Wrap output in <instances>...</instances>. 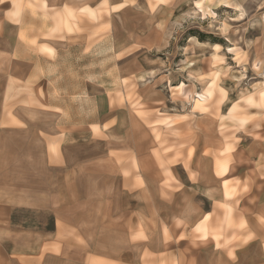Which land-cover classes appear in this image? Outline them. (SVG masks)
<instances>
[{"label": "crops", "instance_id": "0c3cea01", "mask_svg": "<svg viewBox=\"0 0 264 264\" xmlns=\"http://www.w3.org/2000/svg\"><path fill=\"white\" fill-rule=\"evenodd\" d=\"M184 3L0 0V264H264V109L221 126L184 82L157 107Z\"/></svg>", "mask_w": 264, "mask_h": 264}, {"label": "rangeland", "instance_id": "374dc122", "mask_svg": "<svg viewBox=\"0 0 264 264\" xmlns=\"http://www.w3.org/2000/svg\"><path fill=\"white\" fill-rule=\"evenodd\" d=\"M125 1L143 10L146 3L155 9L168 0ZM184 1L178 13H167L170 21L162 28L166 30L164 41L159 45L157 40L158 48L148 52V57L161 61L166 73L178 72L169 87L171 100L157 107L168 110L181 105L183 112L190 110L189 103L174 88L184 82L194 92L210 89L203 110L215 113L221 126H240L250 113L264 109L260 96L264 90V24L258 17L242 20L248 10L253 14L256 6H249L247 12L245 9L240 19L222 6L224 0H198L195 9L191 2ZM212 43L221 47L216 46V51ZM255 63L259 72L253 69ZM249 97L253 101L249 102Z\"/></svg>", "mask_w": 264, "mask_h": 264}, {"label": "bare ground", "instance_id": "6f19581e", "mask_svg": "<svg viewBox=\"0 0 264 264\" xmlns=\"http://www.w3.org/2000/svg\"><path fill=\"white\" fill-rule=\"evenodd\" d=\"M225 5H227V4H225ZM233 7H236V8H237L238 5H234ZM238 10H239V8H238ZM203 13H204V12H203ZM253 67H254V69H255L257 72H259V66H258L257 63H255ZM190 101H191V100H190Z\"/></svg>", "mask_w": 264, "mask_h": 264}]
</instances>
